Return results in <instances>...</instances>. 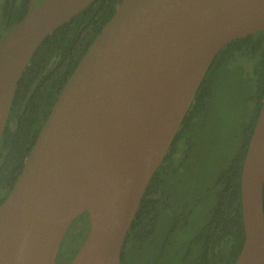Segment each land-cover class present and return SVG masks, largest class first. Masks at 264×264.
I'll return each instance as SVG.
<instances>
[{
  "label": "water",
  "instance_id": "95a60500",
  "mask_svg": "<svg viewBox=\"0 0 264 264\" xmlns=\"http://www.w3.org/2000/svg\"><path fill=\"white\" fill-rule=\"evenodd\" d=\"M92 0H29L0 39V141L20 75L56 27ZM264 29V0H121L61 88L0 203V264H120L126 233L218 51ZM264 95L240 174L244 241L232 264H264Z\"/></svg>",
  "mask_w": 264,
  "mask_h": 264
},
{
  "label": "trees",
  "instance_id": "16d2710c",
  "mask_svg": "<svg viewBox=\"0 0 264 264\" xmlns=\"http://www.w3.org/2000/svg\"><path fill=\"white\" fill-rule=\"evenodd\" d=\"M120 1L92 0L80 12L45 36L25 66L13 94L0 141V203L20 174L24 160L61 88ZM28 5L29 0H0V39L24 16ZM242 56L251 59L252 63L248 73L251 88L249 106L241 122L240 146L228 164L217 173L211 193L213 203L204 222L188 240L187 248L188 251L193 247L198 248L193 264H232L236 259L244 241L240 174L264 95V29L229 41L214 57L180 128L143 193L125 236L120 264L126 262L125 252L129 244L136 245L149 239L155 232L157 219L163 209L171 208L163 203L164 194L161 191L166 181V167L178 153L179 144L190 128H193L197 116L206 110L216 79L235 58ZM180 219L179 216L173 218L169 231L187 224L186 217H183L182 222ZM76 222L80 223L76 227L78 233L85 234L87 213L79 215ZM70 228L71 226L68 229ZM68 229L65 235L72 234V237L67 239L69 242L65 245L64 238L62 240L58 252V261L61 263L68 260L81 244L72 249L71 241H74L77 233L75 227L73 231Z\"/></svg>",
  "mask_w": 264,
  "mask_h": 264
},
{
  "label": "rangeland",
  "instance_id": "374dc122",
  "mask_svg": "<svg viewBox=\"0 0 264 264\" xmlns=\"http://www.w3.org/2000/svg\"><path fill=\"white\" fill-rule=\"evenodd\" d=\"M40 1L33 0V3ZM243 57L235 58L216 79L206 110L197 116L193 128L179 144L178 153L166 167V181L161 191L163 203L171 208L163 209L149 239L136 245L129 244L125 264L194 263L198 248L188 251V240L207 217L213 203L211 193L217 173L240 146L241 122L249 106L248 73L252 63L251 59ZM174 216H179L181 222L186 217L187 224L171 232L169 227ZM75 223L68 229L73 231L75 227L77 233L71 241L72 249L78 247L86 235L78 233ZM85 226L88 229V224ZM67 235L63 245L72 237V234Z\"/></svg>",
  "mask_w": 264,
  "mask_h": 264
},
{
  "label": "flooded vegetation",
  "instance_id": "af4514ba",
  "mask_svg": "<svg viewBox=\"0 0 264 264\" xmlns=\"http://www.w3.org/2000/svg\"><path fill=\"white\" fill-rule=\"evenodd\" d=\"M75 222H76V219H75L71 224H73V223H75ZM78 224H80V223H79V222H76V223H75L76 227H77ZM70 226H71V225H70ZM63 238H64V237H63ZM73 255H74V254H73ZM73 255H72V256H73ZM72 256H71L68 260H66L65 262H62V263H61V262L58 261V254H57V257H56V263H55V264H68L69 261H70V259L72 258Z\"/></svg>",
  "mask_w": 264,
  "mask_h": 264
}]
</instances>
